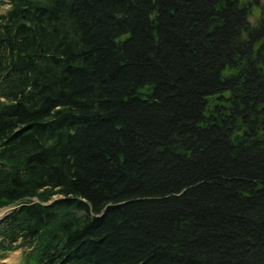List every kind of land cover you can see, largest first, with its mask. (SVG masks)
<instances>
[{
  "label": "trees",
  "instance_id": "1",
  "mask_svg": "<svg viewBox=\"0 0 264 264\" xmlns=\"http://www.w3.org/2000/svg\"><path fill=\"white\" fill-rule=\"evenodd\" d=\"M2 1L0 257L264 264L262 0Z\"/></svg>",
  "mask_w": 264,
  "mask_h": 264
},
{
  "label": "rangeland",
  "instance_id": "2",
  "mask_svg": "<svg viewBox=\"0 0 264 264\" xmlns=\"http://www.w3.org/2000/svg\"><path fill=\"white\" fill-rule=\"evenodd\" d=\"M262 2V5H264V0L260 1V3ZM9 7V3L8 2H3L2 0H0V15H3V13H5V11L8 9ZM260 12L261 9H257L252 7L251 8V15L249 16V22L254 24L256 23V21L258 20V18L260 17ZM11 256H7L5 259L0 260V264H20V259H21V255L16 254V255H12ZM5 260V262H4Z\"/></svg>",
  "mask_w": 264,
  "mask_h": 264
}]
</instances>
